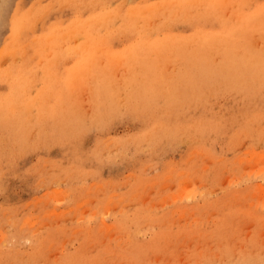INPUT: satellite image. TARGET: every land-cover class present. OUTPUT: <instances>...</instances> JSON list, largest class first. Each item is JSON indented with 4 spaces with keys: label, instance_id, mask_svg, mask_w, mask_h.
Segmentation results:
<instances>
[{
    "label": "rangeland",
    "instance_id": "374dc122",
    "mask_svg": "<svg viewBox=\"0 0 264 264\" xmlns=\"http://www.w3.org/2000/svg\"><path fill=\"white\" fill-rule=\"evenodd\" d=\"M0 3V264H264V0Z\"/></svg>",
    "mask_w": 264,
    "mask_h": 264
},
{
    "label": "bare ground",
    "instance_id": "6f19581e",
    "mask_svg": "<svg viewBox=\"0 0 264 264\" xmlns=\"http://www.w3.org/2000/svg\"><path fill=\"white\" fill-rule=\"evenodd\" d=\"M1 1V0H0ZM1 4V3H0ZM260 70V69H259ZM262 70V69H261ZM260 70V71H261ZM257 74H258V69H257V72H256ZM261 89V88H260ZM209 134V133H208ZM260 158H262V157H260ZM250 161V160H249ZM248 168V167H247ZM254 170V169H253ZM263 170V169H262ZM180 174V173H179ZM261 175V174H260ZM256 176V175H255ZM263 180V179H262ZM186 190V189H185ZM255 191V190H254ZM258 191V193H256ZM182 192H183V190H182ZM263 192V193H262ZM184 193V192H183ZM182 193V194H183ZM185 194V193H184ZM255 194H258L257 196L258 197H260V195H261V197L260 198H262V199H264V189L263 188H261V187H259L258 189L256 188V191H255ZM187 197H188V195H187ZM186 197V198H187ZM147 200V199H146ZM194 200V199H193ZM112 201V200H111ZM187 201V200H186ZM264 201V200H263ZM109 202V201H108ZM180 202V201H179ZM264 203V202H263ZM177 204V203H176ZM153 205V204H152ZM264 205V204H263ZM179 206V205H178ZM180 210V209H179ZM184 211V210H183ZM185 212V211H184ZM263 221V220H262ZM261 246H263V245H261ZM263 251V250H262Z\"/></svg>",
    "mask_w": 264,
    "mask_h": 264
}]
</instances>
